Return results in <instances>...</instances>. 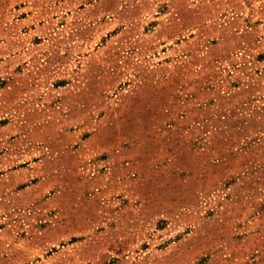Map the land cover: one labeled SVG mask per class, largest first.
<instances>
[{"label": "rangeland", "instance_id": "1", "mask_svg": "<svg viewBox=\"0 0 264 264\" xmlns=\"http://www.w3.org/2000/svg\"><path fill=\"white\" fill-rule=\"evenodd\" d=\"M0 264H264V0H0Z\"/></svg>", "mask_w": 264, "mask_h": 264}]
</instances>
